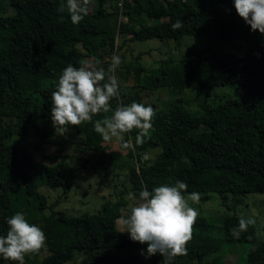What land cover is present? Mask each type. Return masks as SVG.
I'll list each match as a JSON object with an SVG mask.
<instances>
[{"label": "trees", "instance_id": "obj_1", "mask_svg": "<svg viewBox=\"0 0 264 264\" xmlns=\"http://www.w3.org/2000/svg\"><path fill=\"white\" fill-rule=\"evenodd\" d=\"M109 1L96 0L93 10L90 2L88 15L74 25L67 11H57L65 0H0V236L7 234V219L18 211L25 218L31 216L28 222L37 223L46 236L47 254L36 262H29L25 255L24 264H65L79 256L83 263L101 264L111 258L113 250L122 248L144 251L145 259L164 264L159 253L146 258L147 244L120 232L118 218L131 211L122 213L129 203L122 194L106 201L99 213L72 216L56 210V203L47 204L39 191L42 185L61 188L64 196L74 185L78 167L106 170V165L113 164L116 153L106 150L94 122L110 117L117 105L142 103L144 90L180 92L192 86L207 94L215 87L232 86L233 97L217 105L203 100L199 112L181 104L160 108L155 102L145 104L155 110L150 139L134 151L129 149L128 163H124L137 198L145 187L151 191L177 180L187 183L185 193L197 192L202 201L216 193L227 207L229 195L234 196V203L245 194L264 195V35L250 30L233 0H117L121 13L118 6L106 9ZM142 15L150 23H143ZM177 20L183 21V27L173 30ZM121 35H129L130 41L158 38L176 43L185 35H203L222 44L192 49L176 60H156L152 64L157 66L147 69L139 55L134 64L122 61L113 73L119 79V94L110 100V110L93 116L92 122L67 126L77 137L76 151L95 152L94 161L81 156L79 166H74L67 155L56 154L45 155L44 162L35 161L31 151L13 137L29 130L40 138L52 135L51 93L62 70L69 64L81 67L83 57L103 61L119 47ZM227 47L232 51H225ZM238 47L244 50L241 54L236 53ZM110 64L111 60L104 62L106 75L101 84L107 82ZM130 72L133 81L128 86L125 81ZM154 126L165 130L155 131ZM138 131L125 134V141L135 145ZM152 149H157L153 158L143 159ZM23 192L39 200L34 211L21 210V202L13 200ZM240 217L233 213L219 218L223 238L210 235L207 221L197 217L187 255L175 257L172 264H222L216 259L202 261L221 251L224 243L249 244L245 264H264V238L253 224L238 239L233 238L231 230L238 227ZM0 264L18 262L0 257Z\"/></svg>", "mask_w": 264, "mask_h": 264}, {"label": "clouds", "instance_id": "obj_2", "mask_svg": "<svg viewBox=\"0 0 264 264\" xmlns=\"http://www.w3.org/2000/svg\"><path fill=\"white\" fill-rule=\"evenodd\" d=\"M91 0H65L57 8L58 12L67 11L71 22L79 24L88 15ZM237 14L250 26V30L264 35V0H233ZM183 27V21L177 20L173 30ZM122 63L119 55L111 57L108 72L114 73ZM105 70L93 63L83 61L81 67L69 64L62 70L55 90L51 93V120L56 132L64 135L68 125L79 126L92 122L93 116L110 110V100L119 94V82L115 75L105 80ZM155 110L151 105L133 101L130 105H117L110 117L94 122V130L106 142L113 138L124 149L135 150L136 145H143L150 139L153 130ZM138 129L135 145L125 141V134ZM149 159L147 153L142 156ZM188 185L182 180L174 185L162 184L151 191L145 187L139 192V200L134 203L130 214L122 215L117 222L120 232H127L129 239L140 244H147L146 258L159 253L164 264H172L177 256L187 255V243L192 239L193 226L199 215L191 207L189 200L199 203L200 194L192 192L186 198L184 193ZM130 200L137 201L133 193ZM252 217H240L238 227L231 230L234 239H238L248 226L254 224ZM8 231L0 236V257L5 261L24 264L26 254L38 253L44 247L46 236L36 224H30L25 215L16 212L7 219ZM145 254L144 251L141 253Z\"/></svg>", "mask_w": 264, "mask_h": 264}, {"label": "rangeland", "instance_id": "obj_3", "mask_svg": "<svg viewBox=\"0 0 264 264\" xmlns=\"http://www.w3.org/2000/svg\"><path fill=\"white\" fill-rule=\"evenodd\" d=\"M96 0H91V10L96 7ZM118 6L119 13L122 12L121 5L117 0H110L105 4L106 9L111 10L112 7ZM121 15L119 16V19ZM143 23H150L145 19L144 15L141 17ZM124 41V42H123ZM176 43L175 40H160L158 38H151L146 40L130 41L129 35H121L118 38L119 47L114 48L113 52L105 55V61L111 60L113 55H119L121 60L128 63H133L135 58L139 55V62L143 68H151L155 64L153 61L161 59L176 60L181 55L190 50H198L201 48H215L221 46L222 40L213 39L208 36H182ZM244 47V46H243ZM245 48V47H244ZM225 51H232L230 47L224 48ZM243 48H237L236 53L241 54ZM95 61L92 57H83L81 61H88L93 63L97 68H104L105 61ZM113 75L110 73L108 76ZM133 72H130L125 81L128 86H131L133 81ZM116 77V76H115ZM117 78V77H116ZM118 82L119 79L117 78ZM131 88V87H130ZM233 97L232 86L215 87L211 91L206 92L196 87H186L180 92L172 91L169 88H159L155 91L144 90L140 92L141 102L145 105L150 102H155L157 108L168 107L174 104H181L190 112H199V104L203 100H207L212 105L220 104L227 99ZM155 131H164L162 126H154ZM76 135L73 131L68 130L64 135L56 132L45 138H40L34 134L32 130L24 136H14L13 139L21 145L29 149L37 162H44V156L47 154L67 155L68 162L74 166H79L80 157L83 156L91 163L96 156L95 152H87L81 154L76 151ZM106 150L116 153L117 159L111 165H106V170L103 168L93 169L91 167H78L73 187L67 194H62V189L55 190L40 186L39 191L46 197L47 204L56 203L55 209L61 210L72 216H79L85 213L93 214L99 213L103 209L106 201L115 200L119 194H122L129 200L128 205L122 209V213L126 214L127 210H131L134 203L137 201L130 200L128 194L135 193V189L128 181L125 162L128 163L127 153L129 149L121 147L120 142L114 138L112 141L104 142ZM157 150V149H156ZM155 149H152L149 158L152 159ZM190 193H184L188 197ZM201 197V194H200ZM234 196L229 195L227 204L224 205L220 196L216 193H210L209 199L206 201L199 200V203H193L189 200L191 207L198 210V217L204 218L209 224L208 233L214 237L223 238L220 231L221 223L219 218L226 214L236 213L240 216L252 217L255 220L253 226L258 233V236L264 238V195L260 193H249L239 196L240 201L234 203ZM14 201L21 202L23 207L21 210L34 211L39 205V200L33 194L25 192L13 196ZM43 213L47 214L48 209H43ZM34 215V214H33ZM27 221L31 220V216L26 217ZM38 225L37 223H35ZM118 224V222H117ZM120 230L121 226L118 224ZM125 233H127L125 231ZM249 244L224 243L221 251L205 257L202 262H210L211 260H219L222 264H245ZM47 254L46 247H42L38 253L26 254L29 262H36ZM99 262V260H98ZM65 264H86L83 263V257L79 256L75 260L69 261ZM101 264H156L153 261L147 260L136 250L122 248L113 250L110 259ZM192 264H196L193 261Z\"/></svg>", "mask_w": 264, "mask_h": 264}]
</instances>
